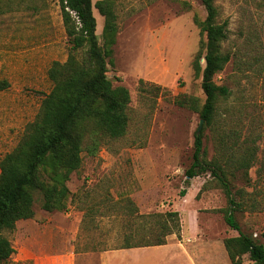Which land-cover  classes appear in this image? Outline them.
Wrapping results in <instances>:
<instances>
[{"label":"rangeland","instance_id":"rangeland-1","mask_svg":"<svg viewBox=\"0 0 264 264\" xmlns=\"http://www.w3.org/2000/svg\"><path fill=\"white\" fill-rule=\"evenodd\" d=\"M97 1L91 0L92 13L101 44L104 18L94 7ZM214 6L216 24L228 22L221 51L231 56L213 79L233 93L218 103L220 122H226L224 133L233 136L227 137L226 147L236 141L243 151L255 140L261 159L264 63L260 75L250 64L259 46L264 57V0H215ZM0 8V81L9 84L8 91L0 93L1 157L16 147L26 123L35 118L52 88L47 70L52 62L66 61L69 45L59 0H0ZM114 13L118 33L107 77L113 87L129 92L126 134L107 141L94 156L82 153L80 169L66 183L70 194L61 210L43 211L41 194H34V221L20 227L29 229L31 237L7 235L15 252L0 264H36L72 252L84 257L78 264H98L101 255L117 260L115 264H172L177 254L173 250H88L94 245L113 249L127 234H136L137 242H153L156 216L169 212L178 213L180 232L168 236L166 244L194 245L198 264H204L197 256L204 257L208 248L215 252L214 264H230L223 242L238 234L224 222L227 204L221 189L209 172L193 179L185 175L205 101L193 60L200 55L204 66L200 49L205 37L199 24L206 12L198 0H115ZM3 102L8 103L6 110ZM238 107L236 120L229 124V111ZM202 129L206 159L225 161L227 153L219 149L211 129ZM258 168L255 164L249 170V184L233 180L246 192V204L256 208L236 213L235 219L246 236L264 246V173L257 179ZM16 259L23 261L15 263ZM241 264H250L247 256Z\"/></svg>","mask_w":264,"mask_h":264},{"label":"trees","instance_id":"trees-1","mask_svg":"<svg viewBox=\"0 0 264 264\" xmlns=\"http://www.w3.org/2000/svg\"><path fill=\"white\" fill-rule=\"evenodd\" d=\"M198 1L206 12L205 20L199 24L205 37L200 49L204 66L200 65V55L193 60L195 73L201 74L205 97L199 117L203 121L202 128L204 125L211 129L215 143L221 151H226L227 158L223 162L216 158L207 160L203 129L199 133L196 131L192 163L185 175L187 179H193L209 172L221 189L227 204L224 222L238 234L223 242L230 264H241L244 256L250 264H264V246L246 236L235 219L236 213L252 212L255 205H247L246 192L233 184L236 178L249 184L248 172L255 164H259L257 179H260L264 173V158H257L253 146L255 140L250 141L252 145L247 143L248 147L243 151L236 141L226 147L227 137L233 136L224 133L226 122H220L218 103L229 100L233 93L227 86L216 85L213 79L231 58L229 53L221 51V43L228 35V22L216 24L215 0ZM114 2L99 0L94 5L104 18L100 44L91 0H59L69 45L67 59L63 63H51L47 70L51 90L41 100L33 121L25 125L16 147L0 157V263L8 262L15 252L7 235L15 231L16 223L34 218V194H41L43 211L61 210L70 194L66 183L70 175L80 169L82 153L94 156L107 141L126 134L130 95L123 86L113 87L107 77L118 33ZM0 14H3L1 8ZM251 61L250 67L260 75L264 63L260 46ZM8 89V82L1 80L0 93ZM239 111V107L231 108L229 124L236 120ZM184 195V191L180 193V196ZM156 217L159 218L158 232H153V242H137L136 234H127L113 249L94 245L88 250L102 252L163 246L168 236L180 232L178 213Z\"/></svg>","mask_w":264,"mask_h":264},{"label":"crops","instance_id":"crops-1","mask_svg":"<svg viewBox=\"0 0 264 264\" xmlns=\"http://www.w3.org/2000/svg\"><path fill=\"white\" fill-rule=\"evenodd\" d=\"M4 92H6V91H4ZM11 105H13V104H11ZM7 108H8V103L3 102V110H6ZM10 109H12V108H10ZM5 117H6V114H4V118ZM31 221H34V220L31 219V220L17 222L16 223V229L12 234L15 233V235H17V237H19L21 240L28 239L29 237H31V232L29 231V229H27L25 231H21V229H20V227L22 225H30L27 223H30ZM32 223L36 224L37 222H32ZM48 225L50 226V222H48ZM25 227L28 228L27 226H25ZM37 227H39V226H37ZM12 234H9V235H12ZM9 241H10V243L12 242L10 239H9ZM171 244H173V245L171 246ZM11 246H12V243H11ZM140 249L154 250L156 252L164 251V250H167V251L173 250L172 252L176 251L177 254L173 255V257L170 260V263L178 264V263H180V261H182V262L185 261V262H188L189 264H198V263H195L194 252H199V250H196L198 248L192 244L180 245V247H179V245L174 244V242H169L163 246H157V247H152V248H136V249L119 250V251H124V253L131 254V253H136ZM204 254H205L204 257L197 256L199 259L198 261H203L204 264H211V263L214 264L215 252L212 249L208 248V250ZM222 255H224V254H222V250H221L220 257H222ZM79 259H84V257L78 258L77 255L72 252L71 254L65 256L64 258L49 257V258H46L45 260H38V262L36 264H78ZM13 261H15V263H21L23 260L22 259H16ZM115 263H117V260H106L105 256L101 255L99 258L98 264H115ZM81 264H84V263H81ZM130 264H136V263L132 262Z\"/></svg>","mask_w":264,"mask_h":264},{"label":"water","instance_id":"water-1","mask_svg":"<svg viewBox=\"0 0 264 264\" xmlns=\"http://www.w3.org/2000/svg\"><path fill=\"white\" fill-rule=\"evenodd\" d=\"M202 124H203V121L200 120L199 127H198V129H197V133H199V132L201 131Z\"/></svg>","mask_w":264,"mask_h":264}]
</instances>
